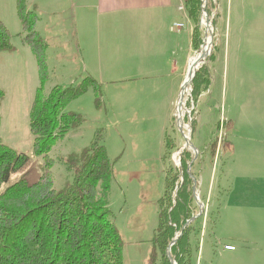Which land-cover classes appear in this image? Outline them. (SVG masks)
Segmentation results:
<instances>
[{
  "label": "rangeland",
  "instance_id": "rangeland-1",
  "mask_svg": "<svg viewBox=\"0 0 264 264\" xmlns=\"http://www.w3.org/2000/svg\"><path fill=\"white\" fill-rule=\"evenodd\" d=\"M196 1L201 47L191 46L194 25L183 0V11L176 4L177 18L169 24L177 40L169 42L162 61L154 64L151 47L159 38L150 32L152 25L135 20L132 11L116 9L125 5L107 0H26L38 15L36 29L46 44L49 79L44 95L57 84L78 87L89 78L97 82L67 105V111L84 120L57 139L49 152L54 188L64 189L74 181L67 157L82 152L101 133L114 162L109 204L124 241V264H147L168 168L183 172L184 151L191 154L188 172L197 180L198 201L205 206L200 251L193 264H264V211L227 206L230 196L221 188L229 183L226 174L235 162L243 172L255 169L254 185L264 188V0ZM0 17L15 47L0 50V87L5 94L0 137L32 158L27 173L32 184L41 177L45 162L43 155L34 154L30 131V109L40 86L37 58L23 41L17 0H0ZM207 36H213L212 46L200 65L213 68V81L211 90L195 103L192 84L183 92L182 87L190 61ZM12 53L18 55L13 58ZM35 77L39 84L34 88ZM181 93L183 133L178 119ZM167 136L174 147L165 160Z\"/></svg>",
  "mask_w": 264,
  "mask_h": 264
},
{
  "label": "trees",
  "instance_id": "trees-1",
  "mask_svg": "<svg viewBox=\"0 0 264 264\" xmlns=\"http://www.w3.org/2000/svg\"><path fill=\"white\" fill-rule=\"evenodd\" d=\"M184 7L194 25L191 46L198 50L203 34L197 1L184 0ZM17 12L23 41L37 58L40 86L30 109V131L34 136V154L43 155L45 162L39 180L30 184L27 173L32 158L4 144L0 137V264H124V241L112 219L109 204L114 162L102 143V134H97L82 152L67 157L74 181L64 189L54 188L53 161L49 158L55 141L83 123L81 114L67 111V105L84 94L88 84L97 82L89 78L78 87L58 85L44 95L49 71L46 44L36 29L39 18L28 8L26 0H17ZM14 49L10 31L0 17V50ZM211 85L210 67L202 65L192 82L193 101L198 103ZM4 96L0 88V105ZM212 144L216 147L218 139ZM173 147L167 136L165 160ZM190 155L189 151H184L181 174L168 168L147 264H193L195 252L200 251L202 215L187 224L199 213L193 192L194 180L188 172Z\"/></svg>",
  "mask_w": 264,
  "mask_h": 264
},
{
  "label": "crops",
  "instance_id": "crops-1",
  "mask_svg": "<svg viewBox=\"0 0 264 264\" xmlns=\"http://www.w3.org/2000/svg\"><path fill=\"white\" fill-rule=\"evenodd\" d=\"M108 2H112V4H123L125 6H121L116 8L118 11L120 8H124L123 11H132L133 18L135 20L137 19H143L146 21L147 24L152 25L150 32L152 35H156L159 39L158 41H153V47H151V51H155L154 56V64L158 60L162 61L163 57L162 52L168 51L169 42H172L173 44L176 42V38L172 35L169 24L174 20V18H177V15L175 16V7L176 4H178L179 10L183 11L182 5L183 0H107ZM181 8V9H180ZM175 16V17H174ZM186 13L184 12L182 18L185 21ZM175 18V19H176ZM190 21V20H188ZM191 23V22H190ZM192 24V23H191ZM39 33V32H38ZM190 34H192V29L190 27ZM19 54V52H16ZM160 53L161 55L157 54ZM18 54H13L12 57L15 58ZM27 62L30 64V56L28 55L25 57ZM166 62V58L164 59ZM33 64V63H32ZM31 64V65H32ZM15 67H18L19 63L13 64ZM30 66V65H27ZM214 67V66H212ZM213 71V68H212ZM211 71V74H213ZM213 81V80H212ZM39 84V77H35V82H33V87H37ZM59 86H62L60 84H57ZM55 85V86H57ZM54 86V87H55ZM212 86V85H211ZM1 88V87H0ZM211 88V87H210ZM211 89L208 90V92ZM120 121L118 120V124ZM235 162V161H234ZM236 162L232 165L229 169L228 174H226V178L228 179L229 183L220 184V187L225 190V193H227L230 198L228 200L227 206H230V204L234 203L236 205V208L238 209H249L251 211L252 209H255L257 212L264 211V188L258 187L255 184V169L245 170L246 172H243L242 169H239L237 165H235ZM251 170V174L249 171ZM251 175V176H250ZM253 180V183H246L245 180ZM200 186L203 185L202 177H200ZM213 188V187H212ZM258 195L262 197V199H258ZM232 196H237L236 199L232 202ZM252 197V198H242V197ZM241 197V198H238ZM243 200V201H242ZM241 218V217H240ZM227 246H232L227 244ZM234 247V246H233ZM235 249V248H234ZM233 249V250H234ZM230 250V249H229Z\"/></svg>",
  "mask_w": 264,
  "mask_h": 264
},
{
  "label": "bare ground",
  "instance_id": "bare-ground-1",
  "mask_svg": "<svg viewBox=\"0 0 264 264\" xmlns=\"http://www.w3.org/2000/svg\"><path fill=\"white\" fill-rule=\"evenodd\" d=\"M204 21H205V19H204ZM211 46H212V38H211V36H207V38L204 42V46L201 49V51L199 53H197V55L195 57H193L190 61L186 81H188L190 78L189 73H192L193 71H195L197 69L198 65L202 62V60L208 56V54L210 53V50H211ZM183 107H184V103L179 104L178 119H179V123L181 126H183V123H184V119H183L184 117H183V113H182Z\"/></svg>",
  "mask_w": 264,
  "mask_h": 264
},
{
  "label": "water",
  "instance_id": "water-1",
  "mask_svg": "<svg viewBox=\"0 0 264 264\" xmlns=\"http://www.w3.org/2000/svg\"><path fill=\"white\" fill-rule=\"evenodd\" d=\"M206 25H207V27L209 26V19H207V21H206ZM211 38H213V36H211ZM204 61H205V58L202 60V62H204ZM200 64H201V63H200ZM200 64L198 65V67H197V69H196L195 71H193L192 73H189L190 78H189L188 81H184V83H183V87H182V92L185 91V90H187V87H189V86L192 84L193 79H194V77H195V75H196L198 69L201 67ZM183 96H184V94L181 93V97H180V100H179V104H180V102L182 101ZM178 112H179V110H178ZM179 129H180V131L183 133V127H182L181 125H179ZM187 146H188V144H187ZM192 162H193V161H192ZM190 168H191V165H190ZM190 168H189V169H190ZM196 185H197V180L194 178V188H193V192H194V195H195L196 200L198 201V196H197V193H196ZM198 204H199V207H200V211H199L198 215H196L194 218H192L190 221H188L187 224H189L190 222L194 221L197 217H199V216H201V215L203 214L204 205L201 204L199 201H198ZM176 240H177V239L173 240V242L171 243V245H172L173 243H175ZM168 256H169V258H171V255H170V248H169V254H168ZM172 264H175V263L172 262Z\"/></svg>",
  "mask_w": 264,
  "mask_h": 264
},
{
  "label": "built area",
  "instance_id": "built-area-1",
  "mask_svg": "<svg viewBox=\"0 0 264 264\" xmlns=\"http://www.w3.org/2000/svg\"><path fill=\"white\" fill-rule=\"evenodd\" d=\"M203 205H204V204H203ZM204 211H205V206H204V209H203V213H204ZM227 248L230 249V250H233V249H234L233 246H227Z\"/></svg>",
  "mask_w": 264,
  "mask_h": 264
}]
</instances>
